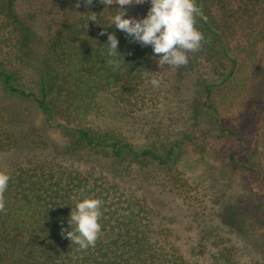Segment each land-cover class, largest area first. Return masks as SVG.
Segmentation results:
<instances>
[{"label":"trees","instance_id":"trees-1","mask_svg":"<svg viewBox=\"0 0 264 264\" xmlns=\"http://www.w3.org/2000/svg\"><path fill=\"white\" fill-rule=\"evenodd\" d=\"M196 2L205 17H197L202 46L188 53L186 65L170 66L159 65L150 46L102 25L110 13L97 0L87 7L84 0H0V171L11 176L0 210V264H264V242L261 260L244 259V247L208 232L185 255L166 212L141 184L164 190L174 176L134 171L144 163L172 171L184 140L192 139L161 136L164 102L184 119L192 118L184 106L212 114L215 132L204 129V139L235 133L219 126L213 97L217 88L243 81V53L254 56L244 85L253 94L250 116L262 120L264 132V0ZM148 8L147 2L131 5L127 15ZM88 11L100 25L88 21L84 28ZM102 28L117 36L122 58L106 54ZM153 78L159 86L150 84ZM104 101L147 142H129L127 132L112 125ZM50 130L64 143L52 140ZM244 153V146L232 151L229 161L264 181V172L250 167ZM82 196L103 201L101 231L86 250L61 234ZM254 217L264 234V197Z\"/></svg>","mask_w":264,"mask_h":264},{"label":"rangeland","instance_id":"rangeland-1","mask_svg":"<svg viewBox=\"0 0 264 264\" xmlns=\"http://www.w3.org/2000/svg\"><path fill=\"white\" fill-rule=\"evenodd\" d=\"M143 14L145 13L140 11L134 13L137 16ZM253 57L252 53H243V71L240 73L243 81L236 80V84L239 81L238 86L217 88L213 97L219 126L231 128L235 132L233 135L228 138L211 136L204 139V129L210 135L215 132L217 122L212 114L201 111L195 113L190 107L184 106V114L192 116L184 119L181 112L164 102L161 119L165 122L163 126L159 124L161 136L175 140L189 134L192 139H185L184 145L176 153L172 164L173 172H161L158 166L150 163L137 165L134 170L138 175L158 172L164 177L174 176L173 183L166 185L164 190L161 188L163 185L141 184L144 192L151 191L149 198L154 200L152 202L166 212L173 230L180 236L179 246L187 256L191 255L193 242L204 232H208L211 238H229L239 249L244 247L241 250L244 259L256 257L261 260L263 256L261 250L264 234L254 213L264 197V181L256 172L229 161V154L244 146V154L248 157L247 160H251L248 165L264 172L263 124L261 119L258 121L250 116V96L253 94L247 92L244 85L245 77L250 74ZM173 71L176 72V69ZM185 79L189 83L194 76L190 75ZM262 99L264 101V95ZM104 105L107 116L112 119V125L127 132L129 142L136 147L147 142L148 139L143 137L140 129L125 125L127 122L122 111L112 108L106 101ZM261 108H264V102L261 103ZM47 134L52 140L64 143L63 137L56 130H50ZM230 216L235 217L236 221L231 222L227 218Z\"/></svg>","mask_w":264,"mask_h":264},{"label":"clouds","instance_id":"clouds-1","mask_svg":"<svg viewBox=\"0 0 264 264\" xmlns=\"http://www.w3.org/2000/svg\"><path fill=\"white\" fill-rule=\"evenodd\" d=\"M104 5L110 15L106 23L108 27L114 26L130 38L131 43L141 47L150 46L152 53L158 56L159 65L183 66L189 61L188 53L198 51L204 35L197 27V17L203 14L197 6L196 0H97ZM149 4L146 14L140 18L127 15L128 6L135 4ZM92 0H84L87 7ZM79 4V0H77ZM116 5L110 9V5ZM87 22L98 23L95 12H89ZM100 36H106V43L100 44L109 57H121L117 51L119 40L113 32L101 29ZM150 84L159 86L158 79H150ZM11 176L6 171H0V210L5 207L4 193L8 188ZM103 201L95 196H82L71 207L67 220L68 229L61 230L64 238L78 247L86 250L94 247L98 234L101 231L100 218Z\"/></svg>","mask_w":264,"mask_h":264}]
</instances>
